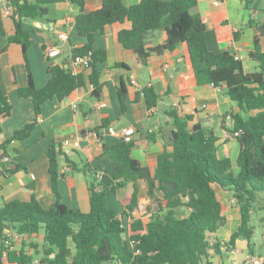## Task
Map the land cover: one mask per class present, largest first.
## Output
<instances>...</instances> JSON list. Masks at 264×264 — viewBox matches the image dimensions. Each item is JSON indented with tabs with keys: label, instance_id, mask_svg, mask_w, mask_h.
<instances>
[{
	"label": "trees",
	"instance_id": "trees-1",
	"mask_svg": "<svg viewBox=\"0 0 264 264\" xmlns=\"http://www.w3.org/2000/svg\"><path fill=\"white\" fill-rule=\"evenodd\" d=\"M59 1L64 0H7L12 8L15 32L6 41L19 43L25 53L30 37L22 27V19L43 17L48 4ZM68 1L77 7L76 34L86 38V44L73 49L72 56L88 55L87 83L96 92L100 88L101 73L97 65L104 62L105 51L93 48L94 33L101 32L108 24L128 21L130 26L118 31L117 38L125 48L136 53L141 63L152 54L171 51L179 43H185L196 83L224 86L230 99L237 101L242 109L253 111L246 119L232 111L227 113L232 124L225 129L230 133L238 132L235 138L239 150L234 161L238 172L232 173L233 162L229 158L216 156L217 137L211 131L199 124L189 127L190 116L166 109L172 126L171 149L157 155L155 169L151 171L132 157L133 141L119 140L113 146H104L102 154L112 163V172L102 171L101 179L91 182L90 208L83 212L60 201V153L51 144L47 159L54 201L45 208L31 195L29 200L12 199L0 205V264H106L115 261L121 264H211L208 261L210 250L220 253L221 242L224 249L232 250L237 239L242 237L251 250L249 241L255 230L264 238V52L258 46L259 37L264 35V22L257 26L255 47L249 53L260 69L249 72L244 70L242 60L230 52L208 49L205 25L198 15L191 13L197 0H139L130 6L123 5L121 0H101V6L90 12H84L83 0ZM245 1L248 6L254 2ZM158 29L165 31V43L146 47L147 34ZM118 65L127 67L123 63ZM48 72L50 78L42 88L34 86L31 74L27 86L17 88L18 96L32 102L34 119L0 143V155H7L6 148L11 140L29 135L44 101L53 97L61 99L86 84L82 74H71L69 68L52 66ZM125 94L122 84L118 88L121 102ZM135 97L141 98L152 110L160 95L151 86H144ZM11 109L0 83V120L10 115ZM225 116H222V123ZM5 165L0 170L3 175L19 169L16 164L12 169ZM138 179L146 182L147 196L156 203L152 211L148 210L146 219H135L131 214L138 202ZM128 182L133 183V192L125 209L118 214L108 207L106 197L119 193ZM217 187L229 189L240 212L236 231L221 242L211 239L224 221ZM156 192H161L162 197ZM124 216L131 218L127 236ZM40 231L41 244L37 240ZM15 236L27 238L17 250L13 249ZM261 257L264 264V254Z\"/></svg>",
	"mask_w": 264,
	"mask_h": 264
},
{
	"label": "crops",
	"instance_id": "crops-1",
	"mask_svg": "<svg viewBox=\"0 0 264 264\" xmlns=\"http://www.w3.org/2000/svg\"><path fill=\"white\" fill-rule=\"evenodd\" d=\"M121 1L123 5L130 6L139 0ZM83 3L84 12L101 6V0H83ZM5 4V0H0V49L4 48L0 52V83L12 109L8 117L0 120V143L34 119L32 102L17 94L18 87L27 86L29 74L34 86L42 88L50 78L49 68H70L72 50L86 44V38L78 36L75 31L77 7L64 0L48 4L47 14L43 17L22 19V27L30 37L24 53L19 43L6 41L14 34L15 23L12 13L4 12ZM191 13L198 15L204 23L206 45L210 51L230 52L242 60L245 71L260 69L250 59L249 53L255 47L257 26L264 22V0H254L250 6L245 0H197ZM129 26L128 21L115 22L94 33L93 48L105 51L104 62L97 65L101 71L99 91L87 83L90 68H79L78 74H82L86 84L61 99L53 97L44 101L29 135L11 140L7 145L10 161L5 166L12 169L16 164L19 169L6 175L0 173V205L12 199L29 200L31 195L45 208L52 205L54 195L48 175L47 150L53 144L60 153V201L87 212L90 208L89 185L97 181L91 170L112 172L113 165L102 154L103 147L117 144L123 128L135 127L131 155L151 171L155 169L157 155L171 149L172 126L166 109H174L181 116H190L189 127L199 124L211 131L217 137L216 156L229 158L233 162L232 173L238 172L234 161L239 144L236 138L224 137V132L228 131L225 128H231L232 123L226 119L222 123V116L232 111L246 119L253 111L242 109L237 101L230 99L224 86L197 84L185 43H179L171 51L152 54L145 63H141L136 53L125 48L117 38L118 31ZM63 33L67 34V39L61 38ZM165 41V31L158 29L147 34L145 45L153 47ZM49 46H56L58 54L47 56L46 48ZM258 46L264 52V35L259 37ZM122 84L126 89L123 102L118 95ZM144 86H151L160 95L152 110L141 98L135 97V93ZM73 103L77 104V112L72 107ZM64 139H77L79 146L66 147L62 144ZM136 184L138 202L131 214L135 219H146L148 210L152 211L156 203L147 196L144 180L138 179ZM132 192L133 183L128 182L119 193L106 197L108 207L121 214ZM216 193L224 221L212 233L211 239L222 241L236 231L240 212L228 188L217 187ZM156 195L162 197L161 192H156ZM129 221L131 218L124 216L126 236L129 234ZM258 233L259 230L254 231L249 244L252 241L253 246L264 248V238H258ZM14 240L13 249L17 250L27 238L15 236ZM253 246L250 250L247 240L242 237L237 239L232 250L222 249L220 253L210 250L208 261L211 264H241L249 256H261Z\"/></svg>",
	"mask_w": 264,
	"mask_h": 264
},
{
	"label": "built area",
	"instance_id": "built-area-1",
	"mask_svg": "<svg viewBox=\"0 0 264 264\" xmlns=\"http://www.w3.org/2000/svg\"><path fill=\"white\" fill-rule=\"evenodd\" d=\"M6 4L4 5V12L6 14H11L12 13V8L11 6L8 4L7 0ZM217 3V1L215 2ZM61 38L62 39H67V34L63 33L61 34ZM59 52L58 48L56 46H49L46 48V55L49 57L55 56L57 55ZM236 59H238L237 56H235ZM89 64V57L88 55H75V56H71V67L70 72L71 74H77L78 73V69L79 68H85L87 65ZM132 83L134 84V80H132ZM72 107L74 109V111H78V107L76 103L72 104ZM226 120H231L230 114H226L225 116ZM149 131H151V129H149ZM135 133V127L133 125H129L125 128H123L120 132H119V136H120V140L124 141V142H132L133 141V136ZM238 135V132L235 133H230L228 131L224 132V137L225 138H235ZM62 144L66 147H78L79 146V141L77 139L74 140H70V139H64ZM10 161V157L8 155H0V170L2 168L3 164H6ZM101 172L96 174V180L99 181L101 179ZM232 201L234 202V199L232 198ZM221 242V241H220ZM210 243L213 244L214 241L210 240ZM221 247L223 250H225V245L223 242H221ZM106 264H121L118 261L115 262H110V263H106ZM241 264H263V257L261 256H249L247 257Z\"/></svg>",
	"mask_w": 264,
	"mask_h": 264
},
{
	"label": "rangeland",
	"instance_id": "rangeland-1",
	"mask_svg": "<svg viewBox=\"0 0 264 264\" xmlns=\"http://www.w3.org/2000/svg\"><path fill=\"white\" fill-rule=\"evenodd\" d=\"M257 237L258 238H261L262 236H261V233H258V235H257ZM37 240L39 241V243L41 244V242H42V231H40V233H39V235H38V237H37ZM252 245H251V247L253 246V243H252V241L250 242ZM254 248H255V252H257V253H259L260 255H263L264 254V252H263V248H258V247H256V246H253Z\"/></svg>",
	"mask_w": 264,
	"mask_h": 264
}]
</instances>
